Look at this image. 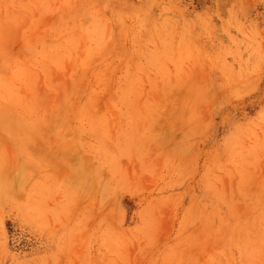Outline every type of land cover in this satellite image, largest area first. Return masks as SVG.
<instances>
[{
    "label": "rangeland",
    "instance_id": "374dc122",
    "mask_svg": "<svg viewBox=\"0 0 264 264\" xmlns=\"http://www.w3.org/2000/svg\"><path fill=\"white\" fill-rule=\"evenodd\" d=\"M0 264H264V0H0Z\"/></svg>",
    "mask_w": 264,
    "mask_h": 264
}]
</instances>
